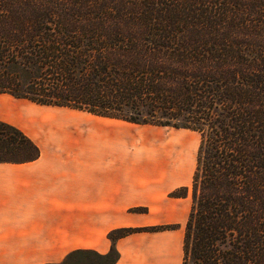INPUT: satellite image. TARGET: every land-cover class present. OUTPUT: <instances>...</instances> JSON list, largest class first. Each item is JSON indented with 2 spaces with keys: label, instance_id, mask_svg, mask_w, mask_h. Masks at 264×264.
Wrapping results in <instances>:
<instances>
[{
  "label": "trees",
  "instance_id": "16d2710c",
  "mask_svg": "<svg viewBox=\"0 0 264 264\" xmlns=\"http://www.w3.org/2000/svg\"><path fill=\"white\" fill-rule=\"evenodd\" d=\"M0 92L197 131L191 185L171 192L191 195L181 264H264V0H0ZM39 153L0 120V162ZM172 227L86 252L115 264L116 239Z\"/></svg>",
  "mask_w": 264,
  "mask_h": 264
},
{
  "label": "crops",
  "instance_id": "0c3cea01",
  "mask_svg": "<svg viewBox=\"0 0 264 264\" xmlns=\"http://www.w3.org/2000/svg\"><path fill=\"white\" fill-rule=\"evenodd\" d=\"M0 120L21 129L40 152L31 161L0 162V264L105 254L110 231L169 224L177 226L116 239L115 264H181L189 198L170 193L191 184L196 145L191 152L166 147L158 126H128L136 123L6 92Z\"/></svg>",
  "mask_w": 264,
  "mask_h": 264
},
{
  "label": "rangeland",
  "instance_id": "374dc122",
  "mask_svg": "<svg viewBox=\"0 0 264 264\" xmlns=\"http://www.w3.org/2000/svg\"><path fill=\"white\" fill-rule=\"evenodd\" d=\"M126 125H130V126H134V127H142V125L138 126L137 124H126ZM149 126H157V125H150ZM157 128H159L156 133L157 136H159L160 138L163 139L164 145H166V147L168 146V144H179V146H186L188 152H191L190 150L193 149V146L198 147L199 141H200V134L197 131L194 130H190V129H184V128H174V127H168V126H158ZM155 133V135H156ZM177 145H174L175 148ZM182 146V147H183ZM175 152V149H173ZM178 150V149H176ZM194 151V149H193ZM192 151V152H193ZM185 152L183 153V157L186 158ZM191 185V184H190ZM189 185V187H190ZM184 187V186H181ZM180 188V187H178ZM176 188V189H178ZM174 189V190H176ZM173 190V191H174ZM171 196H173L170 193ZM174 197H183V196H174ZM188 198H189V206L191 205V195H190V190L188 192ZM190 209V208H189ZM189 213V212H188ZM169 225H173L172 228H175L177 226V224H169ZM155 226H165V225H155ZM184 226L185 224H183V234H184ZM150 227V226H147ZM172 228H168V229H172ZM183 244V242H182ZM183 251V248H182ZM75 257H73L71 263L72 264H103L99 261V259L96 257V255H94L93 253H88V252H77L75 255ZM105 264V263H104ZM107 264V262H106Z\"/></svg>",
  "mask_w": 264,
  "mask_h": 264
}]
</instances>
